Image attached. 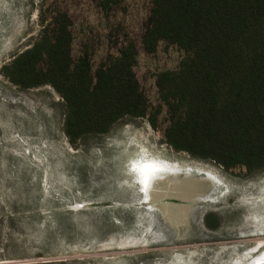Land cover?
Returning <instances> with one entry per match:
<instances>
[{"label":"rangeland","instance_id":"rangeland-1","mask_svg":"<svg viewBox=\"0 0 264 264\" xmlns=\"http://www.w3.org/2000/svg\"><path fill=\"white\" fill-rule=\"evenodd\" d=\"M152 9L153 0H0V264H255L264 255V171L227 170L166 142L157 75L188 54L164 41L145 51ZM59 14L70 21L73 62L87 57L92 76L135 45L148 116L75 146L52 87L9 81L3 67ZM147 158L210 181L185 224L167 223L129 175Z\"/></svg>","mask_w":264,"mask_h":264},{"label":"trees","instance_id":"trees-1","mask_svg":"<svg viewBox=\"0 0 264 264\" xmlns=\"http://www.w3.org/2000/svg\"><path fill=\"white\" fill-rule=\"evenodd\" d=\"M72 41L68 16L59 14L3 73L21 88L48 85L62 97L75 146L122 119L148 116L133 43L92 76L87 57L73 62ZM162 41L188 54L176 71L157 75L166 142L227 170L264 171V0H153L145 51Z\"/></svg>","mask_w":264,"mask_h":264},{"label":"bare ground","instance_id":"bare-ground-1","mask_svg":"<svg viewBox=\"0 0 264 264\" xmlns=\"http://www.w3.org/2000/svg\"><path fill=\"white\" fill-rule=\"evenodd\" d=\"M149 160L166 165L168 170L158 173L151 181L147 201L156 205L157 210L170 225L178 227L185 224L191 205L210 188L208 184L210 181L207 178L196 177L190 172L182 174L176 165L166 161L147 158L135 162L145 163ZM194 186L199 188L197 193L191 192ZM254 262L264 264V255Z\"/></svg>","mask_w":264,"mask_h":264},{"label":"snow or ice","instance_id":"snow-or-ice-1","mask_svg":"<svg viewBox=\"0 0 264 264\" xmlns=\"http://www.w3.org/2000/svg\"><path fill=\"white\" fill-rule=\"evenodd\" d=\"M132 170L140 174L141 179L138 182V184L141 185V187L139 190L145 194L144 198L145 200H147L148 198L147 193L149 188L151 187L152 179L154 177L156 178L158 173L164 172L168 169L166 165L155 162L151 166L145 164L142 167L138 166V164H133Z\"/></svg>","mask_w":264,"mask_h":264},{"label":"clouds","instance_id":"clouds-1","mask_svg":"<svg viewBox=\"0 0 264 264\" xmlns=\"http://www.w3.org/2000/svg\"><path fill=\"white\" fill-rule=\"evenodd\" d=\"M153 163H155V161H152V160L146 161L145 163L132 162L129 164V175L132 177L133 180H135L138 183L140 181L141 177H140V174L138 172L132 170L133 164H138V166L142 167L145 164L151 166ZM154 179H155V177L152 180H154Z\"/></svg>","mask_w":264,"mask_h":264},{"label":"flooded vegetation","instance_id":"flooded-vegetation-1","mask_svg":"<svg viewBox=\"0 0 264 264\" xmlns=\"http://www.w3.org/2000/svg\"><path fill=\"white\" fill-rule=\"evenodd\" d=\"M261 257V256H260Z\"/></svg>","mask_w":264,"mask_h":264}]
</instances>
